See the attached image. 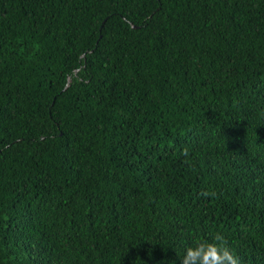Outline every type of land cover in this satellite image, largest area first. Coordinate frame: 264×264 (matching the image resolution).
<instances>
[{
    "label": "trees",
    "instance_id": "16d2710c",
    "mask_svg": "<svg viewBox=\"0 0 264 264\" xmlns=\"http://www.w3.org/2000/svg\"><path fill=\"white\" fill-rule=\"evenodd\" d=\"M217 231L264 264V0H0V264Z\"/></svg>",
    "mask_w": 264,
    "mask_h": 264
},
{
    "label": "clouds",
    "instance_id": "9594fccd",
    "mask_svg": "<svg viewBox=\"0 0 264 264\" xmlns=\"http://www.w3.org/2000/svg\"><path fill=\"white\" fill-rule=\"evenodd\" d=\"M179 259L180 264H240L239 257L228 247L226 236L219 231L210 240L194 239Z\"/></svg>",
    "mask_w": 264,
    "mask_h": 264
}]
</instances>
